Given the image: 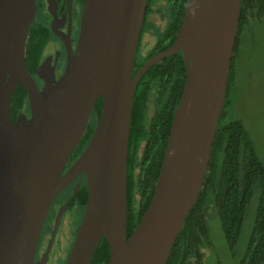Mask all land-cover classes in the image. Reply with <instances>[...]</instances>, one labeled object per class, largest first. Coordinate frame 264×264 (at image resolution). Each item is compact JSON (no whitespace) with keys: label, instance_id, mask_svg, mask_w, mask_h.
<instances>
[{"label":"water","instance_id":"obj_1","mask_svg":"<svg viewBox=\"0 0 264 264\" xmlns=\"http://www.w3.org/2000/svg\"><path fill=\"white\" fill-rule=\"evenodd\" d=\"M244 0H187L174 42L134 74L148 0H85L76 51L63 75L26 64L36 0H0V264H40L35 253L55 196L87 173L89 198L65 264H91L101 240L108 264H167L208 172L224 109ZM182 51L186 81L172 121L155 192L127 234V158L136 87L155 63ZM31 116L11 115L18 86ZM103 106L86 150L66 163L84 136L95 102Z\"/></svg>","mask_w":264,"mask_h":264},{"label":"trees","instance_id":"obj_2","mask_svg":"<svg viewBox=\"0 0 264 264\" xmlns=\"http://www.w3.org/2000/svg\"><path fill=\"white\" fill-rule=\"evenodd\" d=\"M156 1L148 0V11ZM186 4L187 0H170L171 18L161 30L160 42L169 34H173V39L160 51L174 42ZM263 9L264 0L243 1L226 101L213 140L208 172L167 264H215L208 256L212 252L214 258V244L212 246L210 240L217 227H221L231 255L239 254L236 264H264V162L244 121L230 112L239 41L254 16ZM30 50L27 49L25 57L27 65L31 61ZM156 53L154 49L149 57ZM186 75V64L180 51L152 65L136 87L127 158L128 236L155 192ZM27 100V90L18 86L11 106L13 115L15 106ZM102 106L103 100L99 97L94 107L101 111ZM91 135L92 128L89 127L82 142H87ZM109 258L110 245L104 237L91 264H107ZM218 263L222 264L221 261Z\"/></svg>","mask_w":264,"mask_h":264},{"label":"flooded vegetation","instance_id":"obj_3","mask_svg":"<svg viewBox=\"0 0 264 264\" xmlns=\"http://www.w3.org/2000/svg\"><path fill=\"white\" fill-rule=\"evenodd\" d=\"M158 1L160 0H157L154 4L159 3ZM84 3L85 0H36V16L29 30L26 55L27 49H31V61L30 65L27 66L40 88L43 87L45 82L42 77L43 75L52 74L55 78H60L63 75L68 62L69 50L76 51L81 30ZM160 3L162 5H157L160 9L157 7L158 11L156 12L165 11L160 16V22H162L160 24L163 27L160 28L162 30L167 26L171 18L169 10L170 0H162ZM167 3L168 11L166 12L164 6ZM154 4L149 11L148 8L146 11L135 56L134 74H137L145 62L154 56L149 57L151 51L155 49L159 52L162 46L165 44L169 45L173 39V34H169L167 38H163V41L160 42L162 36L160 34L157 42L155 41L148 49H146L148 45H142L143 35L149 26L147 25V19L153 16L159 25V18L154 15ZM21 114L28 117L31 116L29 96L27 101L15 106L14 115L11 108V115L14 121ZM100 114L101 111L93 107L84 136L88 132L89 127L92 128L93 134ZM84 136L81 137L79 144L69 157L62 175L69 172L74 163L86 150L92 135L87 142L83 143L82 139ZM88 198L89 186L86 172L74 176L55 196L40 233L35 253V260L37 262H40V264H55L54 262H49L50 247L58 239L60 231L61 236L71 240L68 255L70 254L85 216ZM68 255L61 264L66 263L69 257ZM106 261L108 264L109 259Z\"/></svg>","mask_w":264,"mask_h":264},{"label":"rangeland","instance_id":"obj_4","mask_svg":"<svg viewBox=\"0 0 264 264\" xmlns=\"http://www.w3.org/2000/svg\"><path fill=\"white\" fill-rule=\"evenodd\" d=\"M160 1L154 4V15L159 18V25L162 23L160 16L165 12H156L158 6L163 3ZM164 8L167 12L168 3ZM147 23L149 26L142 41V45H148L146 49L155 41L157 42L161 28H163L162 25H158L153 16L147 19ZM237 51L234 61L235 78L230 96V112L234 117L244 121L264 162V9L254 16L250 25L244 30ZM210 244L212 246L214 244V258L211 252L208 256L209 261L216 262L215 264H219L218 261L222 264H236L239 254L238 256L231 255L221 227L213 230ZM70 246L71 240L61 236L60 231L58 239L50 247L49 262L63 263Z\"/></svg>","mask_w":264,"mask_h":264}]
</instances>
